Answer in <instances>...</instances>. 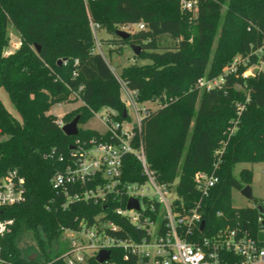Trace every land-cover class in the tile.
<instances>
[{
  "label": "trees",
  "instance_id": "trees-1",
  "mask_svg": "<svg viewBox=\"0 0 264 264\" xmlns=\"http://www.w3.org/2000/svg\"><path fill=\"white\" fill-rule=\"evenodd\" d=\"M197 3L193 14L182 10L177 0H0V87L19 115L16 117L0 100V176L17 169L26 188L25 201L0 206V219L13 220L0 241V255L6 264H66L63 254L68 242L63 239V229L77 228L81 221L92 222L101 213L102 220L119 227L111 233L115 237L150 240L145 228L114 212L116 207L125 206L126 199L120 201L110 194L105 201H77L62 207L64 197L50 182L71 161L77 140L85 147L92 141H112L108 132L90 128H78L75 136L65 135L56 116L49 112L53 105L76 102L73 93H78L81 102L62 116L64 123L77 115L78 123H86L106 108L116 112L118 121L126 117L120 84L95 50L90 20L98 29L112 33L121 46L139 45L140 53L134 57L147 60L132 62L119 72L126 86L136 92L139 103L159 101V106L142 118L134 145L141 142L158 183L170 185L177 179L175 204L182 202L184 208L199 204L204 225L187 233V238L199 241L228 227L263 244L264 213L256 207L261 201L254 198L252 206L235 208L230 192L249 185L252 179L248 168H241L238 177L234 176L237 163L264 162V72L242 75L264 58L263 52L259 53L264 48V0ZM136 22H143L145 29L130 32L126 39L115 33L119 26ZM9 25L18 32L20 45L5 55ZM165 35L174 43L163 44ZM236 58L234 70L224 77L220 88L197 87L200 77H218ZM238 104L244 107L240 109ZM218 149H222L221 154H216ZM218 159L214 171L217 183L200 194L194 174L211 173ZM144 178L138 160L126 154L122 182H142ZM21 232L34 238L40 259L22 255L15 243ZM55 240L58 245L53 250ZM60 242L64 243L62 248ZM226 255L227 264L241 260L239 255ZM141 261L147 257L114 246L106 262L90 256L84 264Z\"/></svg>",
  "mask_w": 264,
  "mask_h": 264
},
{
  "label": "built area",
  "instance_id": "built-area-1",
  "mask_svg": "<svg viewBox=\"0 0 264 264\" xmlns=\"http://www.w3.org/2000/svg\"><path fill=\"white\" fill-rule=\"evenodd\" d=\"M177 1L182 10L197 12V0ZM90 28L95 37V30L98 29L97 23L90 20ZM118 29L130 33L145 29V25L143 22L127 23L119 26ZM18 43L14 42L12 47L15 49ZM237 61L238 58L231 66L224 68L223 73L216 78L200 77L197 87L205 90L220 88L224 77L234 70V64ZM247 72L245 70L243 77L253 75ZM113 73L120 84L126 117L118 121L114 118L116 112L113 109L101 110L99 118L105 130L100 132H108L112 141L98 143L92 141L89 147H85L77 140V145L71 152L73 155L71 161L62 171L56 172L50 182L52 187L64 197L62 207L77 201H105L110 194L120 201L122 198L126 199L125 206L116 207L114 212L126 216L136 227L145 228L150 235V240L143 239L141 242H134L115 237L111 233L116 232L119 227L112 221L102 220L103 214L101 213L95 216L92 222L81 221L77 228L63 229V236L68 242V250L63 254L66 264H84L88 257H96L100 250H110L114 246H120L129 253L147 257L148 260L152 228L155 230V240L152 245L153 264H227L226 253L239 255L241 260L238 264L255 261L264 263V242L260 244L239 229L220 228L216 233L203 236L199 241L187 238L186 234H192L194 228L201 222L199 204L191 208H184L182 202L175 204L178 200L175 181L170 185L157 182L154 172L149 167L141 142L139 141L137 146L134 145L135 136L140 133L142 118L151 109L140 107L139 105L144 102L139 103L136 100V92L126 86L119 74H115L114 71ZM80 89L81 87L78 90ZM73 95L80 103L78 93H73ZM238 106L240 109L244 107L242 104ZM128 119L130 126L127 127L124 123ZM58 123L62 127L61 119ZM229 132L232 133L233 129ZM222 149H218L216 154H221ZM126 154H131L138 160L145 177L144 181L122 182V164ZM219 161L218 159L213 163L211 173L201 171L194 174L195 188L200 194H206L208 189L217 183L218 177L214 171L218 168ZM87 183H92V185L84 188ZM130 198L138 201V209L127 208ZM25 199V179L17 169L8 170L0 176V206L18 204ZM12 223L11 219H0V241ZM146 262L141 261L139 264H146ZM0 264H6L1 255Z\"/></svg>",
  "mask_w": 264,
  "mask_h": 264
},
{
  "label": "rangeland",
  "instance_id": "rangeland-1",
  "mask_svg": "<svg viewBox=\"0 0 264 264\" xmlns=\"http://www.w3.org/2000/svg\"><path fill=\"white\" fill-rule=\"evenodd\" d=\"M218 31H219V27H217V30L214 36L215 39L212 44V50L216 43ZM7 34H8L9 42H8V46H6L4 49L5 55L9 54L10 51L13 50L12 44L14 42L20 41V36L18 32L11 25H9L7 28ZM114 38H115L114 35L112 33H109L104 28L95 30V37H94L95 42H96L95 50L102 54L104 59L108 62L110 68L115 72V74L118 75L123 66L128 65L132 62H135L138 64L147 62V60L135 58L130 45L125 44L121 46L120 43L113 40ZM162 42L163 44L171 45L174 43V40L172 38H169L167 35H165L163 37ZM261 51L264 54V48L260 50L259 53H261ZM246 71H248L247 73L250 72L251 74H255L259 71L264 72V58L259 63L255 65H251L250 68L247 69ZM0 100L9 111H11L16 117H19L18 113L14 110L6 91L2 87H0ZM78 104H79L78 101L62 102L60 104L53 105L50 108L49 112L54 114L57 120H60V119L63 120L62 116L68 111H70L71 109L78 106ZM139 106L140 107L143 106L146 108H150L151 110H154L159 106V101L158 100L146 101L142 105L140 104ZM99 113L100 111L95 113L89 120H87L86 123H78V128H90V129H96L98 131H104L105 126L103 125V123L101 122L99 118ZM129 121L130 120L128 119V121L124 123V126L125 125L127 127L130 126ZM63 124L65 123L63 122ZM4 138H6V136H2V139ZM241 168L251 169L252 179H251V183L249 184L251 188V193H253V197L261 201V205L264 210V162H254L253 164L239 162L235 165V168L233 171L234 176L238 177L239 171ZM176 182H177V179L175 180L174 184H176ZM230 194L232 198V206L235 208L236 207H247V206L249 207V206H252L254 203L253 201L246 198L243 194H241L240 190L238 189H232ZM63 239L65 240L66 238L63 236ZM154 240H155V230L154 228H152L151 242L149 246L150 255L148 257L146 264H153L154 259H153L152 245L154 243ZM15 243L21 250V253L23 256L25 257L35 256L40 259V256L38 255V248L34 241V238L28 232H21L15 239ZM57 245L58 243L56 242V240L52 241L51 246L53 250L57 247ZM60 245H61L60 247L62 248L64 243L60 242ZM248 264H264V263L262 261H255V262L248 263Z\"/></svg>",
  "mask_w": 264,
  "mask_h": 264
},
{
  "label": "water",
  "instance_id": "water-1",
  "mask_svg": "<svg viewBox=\"0 0 264 264\" xmlns=\"http://www.w3.org/2000/svg\"><path fill=\"white\" fill-rule=\"evenodd\" d=\"M115 33L123 39H126L129 37V32H126L124 30H120L117 29L115 31ZM130 47L132 49V52L134 55H138L140 53L141 47L139 45H134V44H130ZM35 48L37 51H39L40 46L39 45H35ZM123 115H125V111L123 113ZM78 121H79V116H75L70 122H67L65 124L62 125L61 129L64 132L65 135L67 136H75L78 133ZM240 193L243 194L246 198H248L249 200L253 201L255 197H253V193H251V188L249 185H245L240 189ZM258 211H260V213H264V210L262 208L261 204H258L257 206ZM127 208L128 209H138L139 208V204L138 201L136 199L130 198L127 202ZM204 225V221L202 220L200 222V229H202ZM36 255V254H34ZM110 257V250H105L102 249L98 252V254L96 255L95 259L97 262L99 263H103L105 261H107ZM35 256H31L30 259H34Z\"/></svg>",
  "mask_w": 264,
  "mask_h": 264
},
{
  "label": "crops",
  "instance_id": "crops-1",
  "mask_svg": "<svg viewBox=\"0 0 264 264\" xmlns=\"http://www.w3.org/2000/svg\"><path fill=\"white\" fill-rule=\"evenodd\" d=\"M18 42H19V43L17 44V47H16L15 49L13 48V50H11L10 53H11L12 51H15V50L19 47V45H20V41H18Z\"/></svg>",
  "mask_w": 264,
  "mask_h": 264
}]
</instances>
